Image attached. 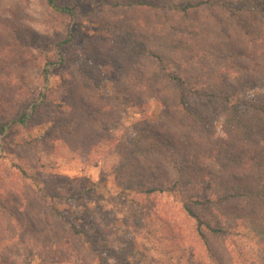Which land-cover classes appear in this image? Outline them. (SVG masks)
<instances>
[{"label": "rangeland", "instance_id": "rangeland-1", "mask_svg": "<svg viewBox=\"0 0 264 264\" xmlns=\"http://www.w3.org/2000/svg\"><path fill=\"white\" fill-rule=\"evenodd\" d=\"M57 2L73 15L0 0V126L29 115L0 134V264H264V206L203 179L220 160L248 169L222 185L253 188L240 121L264 132V0ZM197 219L230 234L205 243Z\"/></svg>", "mask_w": 264, "mask_h": 264}, {"label": "trees", "instance_id": "trees-1", "mask_svg": "<svg viewBox=\"0 0 264 264\" xmlns=\"http://www.w3.org/2000/svg\"><path fill=\"white\" fill-rule=\"evenodd\" d=\"M46 4L54 11L60 12V13H64L67 15H73V11L72 8L70 6L67 5H62L59 4L57 2V0H45ZM216 6L222 7L226 10H231L228 6L227 3L225 2H215ZM196 4H192L191 2H186L182 7L176 5V4H172L171 5V10L172 8H177L180 9V11H185L188 10L192 7H195ZM71 39V34L70 32L68 33V37L59 42L57 47L58 50L61 49V47L65 44H67ZM151 56H153L154 58H156V60L160 63H162V58L160 56H158L157 54H153L150 53ZM55 66H57V62H47L46 65L44 66L42 73H43V84L46 86V81L49 79L50 76V71L52 70V68H54ZM171 81L176 84H183L184 81L180 76H172L171 77ZM44 86V87H45ZM180 92L178 93V98H177V105L179 104L181 110L188 116H192L193 118H199L201 119V116H199V114L196 112H192V109L188 106L187 100H186V94L184 93V90H179ZM197 95L196 96H202V97H213L215 99H219L222 95L218 94V93H206V92H198L196 90ZM47 96L44 93V91H40L37 94L36 98H32V102L28 103V106L31 109H36L39 105H42L44 103L47 102ZM244 105H248V102H245ZM27 106V108H28ZM248 108H256L255 105H249L247 106ZM256 110H258V112L260 113L261 116L264 117V107L259 105V107L256 108ZM89 114V113H88ZM89 117H92L91 115H89ZM29 118V115L27 114V109H22V111L20 112L19 116L17 118H14L13 120H11L10 123H3L0 126V134L6 132L9 127L10 124L13 123H19V124H24L26 122V119ZM240 126L242 128V136L241 138L248 141L247 144L249 145H254L256 147L255 150H250V149H245V151L248 153L249 152V164H250V174L253 176L252 180H250L253 184V188L249 189L246 188L245 186H241L236 184V186H234V190H229L230 187L228 186H224L222 185V182H225V185L227 183V176H229V178H234V179H243L241 180L240 184L244 182V180H246L245 176H246V170L248 171V169H244L242 170V172H240L237 175L230 173H227V167L225 165H223L220 160L215 162V166L219 167V171L213 176H205L203 177V179L209 178L207 179L208 182H210L212 185H216L215 183H217L218 185H221L220 190H216L214 191L213 194H211V196H215V198L217 200H222V201H230L233 198H238V200L242 201H253V202H258L259 205H263L264 206V132H260V134H257V131H255L252 127H250L245 121L241 120L240 121ZM203 124H201L202 126ZM91 146H93L92 144L90 145V149L92 148ZM243 150V149H242ZM250 150V151H249ZM230 156V154H229ZM231 159L233 160V163L235 165H237V163H239L240 158L239 156H230ZM231 159L225 158V160L227 162H232ZM242 163V162H240ZM211 177V179H210ZM213 179V180H212ZM162 188H158V187H152V188H148L147 190H145L148 193H152L154 191L157 190H161ZM129 190V189H128ZM135 191V190H132ZM139 192V190L137 191ZM209 196H206L203 201H210L209 200ZM197 201V200H195ZM203 203V202H200ZM221 206H218L222 209L223 204H219ZM185 210L187 211L188 214L194 215L193 212L190 210V208L185 207ZM253 211V210H252ZM256 213L258 214V211L255 212L253 211V214ZM255 215V214H254ZM195 216V215H194ZM197 222V231L199 236L201 237V239L206 243V237H205V231H210L212 233H221V234H226L229 235L231 230H225L221 227H215L213 225H209V224H204V222H202L200 219L196 220ZM205 225V226H204ZM207 227V229L205 228ZM206 231V232H207ZM73 232H75V234L77 235L79 232H76L75 229H73ZM85 243L89 246V248L93 251H97L99 250V248L95 245V243H93L92 241L88 240L85 237Z\"/></svg>", "mask_w": 264, "mask_h": 264}]
</instances>
